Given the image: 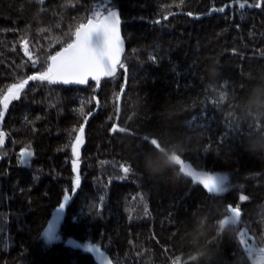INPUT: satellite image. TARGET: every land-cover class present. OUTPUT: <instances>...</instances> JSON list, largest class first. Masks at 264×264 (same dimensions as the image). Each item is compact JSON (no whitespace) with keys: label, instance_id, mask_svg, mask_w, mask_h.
I'll return each mask as SVG.
<instances>
[{"label":"trees","instance_id":"1","mask_svg":"<svg viewBox=\"0 0 264 264\" xmlns=\"http://www.w3.org/2000/svg\"><path fill=\"white\" fill-rule=\"evenodd\" d=\"M257 2L0 0V99L46 70L96 12L119 11L125 39L124 67L99 85L29 80L6 111L0 103V264H99L69 239L98 246L111 264H253L241 232L264 250V153L249 150L264 141ZM81 126L73 191L71 146ZM181 159L233 186L208 193L180 171ZM65 194L73 202L60 240L47 245L42 232ZM228 206L241 219L223 226Z\"/></svg>","mask_w":264,"mask_h":264},{"label":"snow or ice","instance_id":"2","mask_svg":"<svg viewBox=\"0 0 264 264\" xmlns=\"http://www.w3.org/2000/svg\"><path fill=\"white\" fill-rule=\"evenodd\" d=\"M264 0L250 5L251 7H261ZM239 7L243 9L245 4H240ZM213 11L224 12L225 8H213ZM166 18V17H165ZM159 21H157L158 23ZM120 16L117 11L109 8L106 12H96L93 16L88 18L86 22L80 23L72 33V38L62 49L52 54L48 59L46 70L39 72L36 75H31L27 79H23L18 83H13L8 87L6 95L0 99L3 104V110L8 109L9 103L12 100H19L26 85L31 81L47 82L49 84H77L85 85L89 79L95 81L97 85L102 77H111L116 74L117 67L123 68L121 63V54L123 51V42L120 36ZM24 53L32 60L33 66L37 63L32 59L28 50V41H23ZM4 111H0V119H2ZM81 115L84 114L83 108L80 109ZM86 123V121H85ZM113 128L112 131H115ZM84 143V127L78 129V134L74 138L71 146V153L74 159L71 161L72 170L75 173L73 191L79 189L81 184L80 176V149ZM155 143V141H153ZM3 144V137L0 134V145ZM32 153L25 150L21 153L25 157L23 163H28L27 157H31ZM180 171L191 178L192 181L199 183L207 190L208 193L221 194L227 189L225 183L227 177H217L208 175L206 173L195 171L190 164L185 160L180 161ZM123 172L128 174L131 169L123 167ZM102 199V197H101ZM240 201L248 199L247 196L241 195ZM70 201V196L65 194L63 196V203L55 210V215L51 221L47 223L46 229L42 232L43 238L48 244L59 241L58 226L61 224L65 207ZM229 211L233 209L239 212L238 206H228ZM233 223L239 222V215L233 214L231 216ZM67 244L73 248L82 249L87 253H93L98 258L99 264H111L100 248L91 242L81 244L73 239H69ZM251 251V249H249Z\"/></svg>","mask_w":264,"mask_h":264},{"label":"rangeland","instance_id":"3","mask_svg":"<svg viewBox=\"0 0 264 264\" xmlns=\"http://www.w3.org/2000/svg\"><path fill=\"white\" fill-rule=\"evenodd\" d=\"M81 149H82V147H81ZM81 149H80V151H81ZM208 175H214L217 177H226V176H224V174H220V173H214V174L209 173ZM232 186H233V182L231 181V178L227 179V181L225 183V187L227 189L226 191H228ZM233 214H238L239 215V221H240L241 215L239 213H237L236 211L232 210L231 214L225 220H223V222H222L223 226L236 224V223H233L231 220V216ZM42 239H43V242L45 244L49 245L46 242V240L43 238V236H42ZM241 241L245 247V250L247 252L249 259H251L253 264H264V250L256 244L253 237L246 231V229H243L241 232ZM249 249H251V251H249Z\"/></svg>","mask_w":264,"mask_h":264},{"label":"water","instance_id":"4","mask_svg":"<svg viewBox=\"0 0 264 264\" xmlns=\"http://www.w3.org/2000/svg\"><path fill=\"white\" fill-rule=\"evenodd\" d=\"M115 11H117V10H115ZM118 13H119V11H117ZM119 16H120V20H121V24H120V36H121V40H122V42H123V51H122V54H121V59H122V57H123V55H124V53H125V39H124V34H123V20H122V18H121V15H120V13H119ZM93 82V80H91V79H89V81H88V83L87 84H85V85H77V84H69V85H66V86H82V87H86V86H88L90 83H92ZM126 92V87H124L123 88V90L121 91V94H120V99L124 96V93ZM2 137H3V141H4V138H5V134L4 135H2ZM3 145V144H2ZM2 145H0V148L2 147ZM73 202V197H71L70 196V201H69V203L66 205V207H65V212H64V214H63V218H64V216H65V214H66V212H67V209L69 208V206H70V204ZM63 203V202H62ZM85 252V251H84Z\"/></svg>","mask_w":264,"mask_h":264},{"label":"clouds","instance_id":"5","mask_svg":"<svg viewBox=\"0 0 264 264\" xmlns=\"http://www.w3.org/2000/svg\"><path fill=\"white\" fill-rule=\"evenodd\" d=\"M249 150L251 152H260V153H264V141H260V142H254L252 145H250Z\"/></svg>","mask_w":264,"mask_h":264}]
</instances>
